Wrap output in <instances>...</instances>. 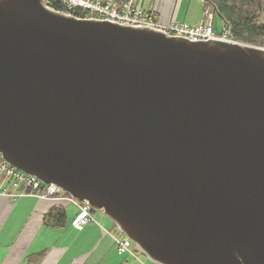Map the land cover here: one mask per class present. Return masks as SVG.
Returning a JSON list of instances; mask_svg holds the SVG:
<instances>
[{
	"label": "water",
	"instance_id": "water-1",
	"mask_svg": "<svg viewBox=\"0 0 264 264\" xmlns=\"http://www.w3.org/2000/svg\"><path fill=\"white\" fill-rule=\"evenodd\" d=\"M0 152L156 264H264V47L0 0Z\"/></svg>",
	"mask_w": 264,
	"mask_h": 264
},
{
	"label": "crops",
	"instance_id": "crops-1",
	"mask_svg": "<svg viewBox=\"0 0 264 264\" xmlns=\"http://www.w3.org/2000/svg\"><path fill=\"white\" fill-rule=\"evenodd\" d=\"M179 2L173 10L175 18ZM190 8L193 14L188 12V24H195L196 9ZM69 206L65 201L41 200L33 195L15 199L0 196V264H140L139 257L150 264L134 244L136 257L116 252L114 241L105 230L118 229L103 213L96 215L103 228L96 223L74 227L72 219L76 211L68 210ZM55 207L66 214L61 226H53V218H49ZM42 252L37 261L36 256Z\"/></svg>",
	"mask_w": 264,
	"mask_h": 264
},
{
	"label": "built area",
	"instance_id": "built-area-1",
	"mask_svg": "<svg viewBox=\"0 0 264 264\" xmlns=\"http://www.w3.org/2000/svg\"><path fill=\"white\" fill-rule=\"evenodd\" d=\"M48 7L61 11L78 19H93L130 27H145L163 32L169 36L183 38L190 42L221 40L235 42L229 30L222 23V33L217 34L213 28L214 12L203 7L201 24L178 22L173 14L178 0H152L147 5L145 0H44ZM58 7L55 9L53 6ZM264 47V46H263ZM33 195L38 199H54L65 201L76 209L72 219L74 227H82L87 223H96L103 228L95 210L85 200H80L52 182H44L38 177L28 174L9 164L0 152V196L15 199L18 196ZM113 241L119 254H131L136 257V248L132 241L120 234L116 236L105 230ZM140 264H147L139 260Z\"/></svg>",
	"mask_w": 264,
	"mask_h": 264
},
{
	"label": "trees",
	"instance_id": "trees-1",
	"mask_svg": "<svg viewBox=\"0 0 264 264\" xmlns=\"http://www.w3.org/2000/svg\"><path fill=\"white\" fill-rule=\"evenodd\" d=\"M120 3L121 0H116ZM205 6L217 14L225 27L229 30L232 38L236 41L254 45L264 44V0H204ZM53 6L55 9L58 7ZM54 215L49 218L53 226L63 225L66 214L60 207H55ZM43 255L36 256L38 261Z\"/></svg>",
	"mask_w": 264,
	"mask_h": 264
},
{
	"label": "rangeland",
	"instance_id": "rangeland-1",
	"mask_svg": "<svg viewBox=\"0 0 264 264\" xmlns=\"http://www.w3.org/2000/svg\"><path fill=\"white\" fill-rule=\"evenodd\" d=\"M150 1H152V0H145V4L147 5ZM178 6L179 7L177 9V15H176V19L178 22L188 23L190 20L189 14L190 15L193 14L192 8H190V7H195L196 13H197V20H196L195 24H201V22L203 20V7H202V3L200 0H180ZM188 12H189V14H188ZM263 20H264V15H262V18H261V21H263ZM222 23H223L222 19L217 14H214L213 28H214L215 33H217V34L222 33ZM261 46H264V44ZM71 208H73V210L76 211L74 206L70 204V206L68 207V210H70ZM95 213H96V215H99V216L103 215L101 211H95ZM103 216L106 217L105 215H103ZM106 219H108V217H106ZM113 234L116 236H121L119 234L118 230L113 231ZM115 250H116V248H115ZM116 252H117V250H116ZM139 260H142V259L139 257ZM147 261L150 264H154L149 259H147Z\"/></svg>",
	"mask_w": 264,
	"mask_h": 264
}]
</instances>
